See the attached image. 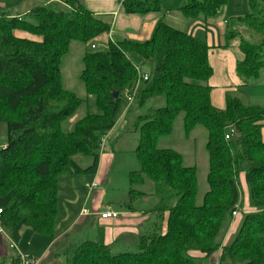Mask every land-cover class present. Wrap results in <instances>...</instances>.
<instances>
[{
  "label": "trees",
  "instance_id": "trees-1",
  "mask_svg": "<svg viewBox=\"0 0 264 264\" xmlns=\"http://www.w3.org/2000/svg\"><path fill=\"white\" fill-rule=\"evenodd\" d=\"M13 1L0 0V125L7 128V141L0 147L1 226L14 231L23 223L35 234L53 238L60 178L97 173L102 142L133 98L142 108L150 102L158 108L137 126L139 170L129 173L127 205L147 198L142 188L151 183L153 213L160 224L166 221V228L156 225L142 235L137 253L115 254L93 240L69 242L66 263L199 264L221 251L219 264H264V108L245 106L230 95L224 110L213 106V48L167 24L163 0H123L126 14L160 20L144 43L109 41L106 52L85 53L80 79L97 113L65 131L82 100L62 86V59L74 42L90 46L107 38L111 25L81 0H67L68 9L46 3L22 16L5 12ZM227 4L188 0L181 11L188 19H212ZM249 7L250 15L232 24L244 25L253 40L239 41L242 59L236 71L243 87L264 76V0H249ZM238 36L233 30L227 34L228 39ZM132 55L150 72H140ZM181 115L186 137L197 128L207 132L208 191L201 202L197 168L186 166L179 152L157 148ZM230 129L236 133L227 141ZM78 157L91 165L81 167ZM237 207L235 218L241 223L225 243ZM195 252L205 258L192 257Z\"/></svg>",
  "mask_w": 264,
  "mask_h": 264
},
{
  "label": "rangeland",
  "instance_id": "rangeland-1",
  "mask_svg": "<svg viewBox=\"0 0 264 264\" xmlns=\"http://www.w3.org/2000/svg\"><path fill=\"white\" fill-rule=\"evenodd\" d=\"M79 4L80 0H76ZM188 0H163V11L165 12L164 21L170 26L189 33L208 44H211L214 49L212 51L210 62L214 69V76L209 82V85L215 91H222L226 86H233L232 90L226 91V94L238 98L245 106H260L264 108V83L256 84L254 86L239 87L236 80L242 81L241 77L236 72V64L242 59V54L239 50L240 37L246 40L253 41L251 35L247 32L244 25H232L237 18H244L250 15L249 0H228V4L218 13L215 18L206 19L200 16L196 20L188 19L184 16L181 8ZM200 1V0H198ZM67 0H14L7 5L6 11L10 15L18 16L25 15L30 9L43 5L46 3H57V8L66 9L65 4ZM68 9V7H67ZM2 11L0 10V15ZM108 22L107 18H101ZM235 31L239 36L235 39H228L229 31ZM108 46L105 44H95L85 46L81 43H72L69 54L62 59L61 74L62 86L65 90L76 94L81 100L82 105L80 109L69 119L67 124L63 127L65 131L72 130L74 125L87 115L97 113L94 98L89 96L80 79L83 70V57L86 52H106ZM133 64L140 68L142 73H149L150 68L142 67L141 63L132 58ZM237 85V86H236ZM236 86V87H234ZM157 102H150L148 106L142 108L135 99L129 103V107L125 110L121 117V122L116 128L114 135L107 144V151L115 156V163L109 176V181L106 185L101 187V190L107 191V202L112 204V209L125 210L126 207L120 205L122 201L128 200L130 184L128 180L129 173L139 170V163L136 157V149L139 143L140 134L137 131V126L140 124V118L145 117L150 113L151 109H156ZM11 117L16 118V114H11ZM7 141L6 125H0V147ZM207 132L204 128H197L190 137H186L183 129L182 115L176 120L173 127V132L170 136L163 137L159 140L158 149H172L183 155L185 165L188 167L197 168L198 177V201L201 202L203 196L208 191L207 175L209 171L208 154L206 152ZM77 163L86 168L91 165V160L78 157ZM61 187L67 184V180H61ZM60 188V220L63 218L66 210L65 200L67 192ZM142 191L148 193L146 202H138V207L147 211L154 204V197L152 196L151 183H149ZM234 218V217H233ZM236 218H234L235 220ZM94 228L91 226L77 227L67 239L68 242L79 244L87 240H95ZM14 242L19 245L18 250L21 249L25 254H38L44 247L45 241H51L52 237L40 236L32 232L23 223L19 224L13 231ZM64 245V244H63ZM66 243L63 247H59L55 252V258L59 264H67L64 256ZM20 252V251H18ZM137 253V248H130L125 251H115L118 253ZM29 257L27 255H23ZM32 258V257H31ZM199 264H206L200 261Z\"/></svg>",
  "mask_w": 264,
  "mask_h": 264
},
{
  "label": "crops",
  "instance_id": "crops-1",
  "mask_svg": "<svg viewBox=\"0 0 264 264\" xmlns=\"http://www.w3.org/2000/svg\"><path fill=\"white\" fill-rule=\"evenodd\" d=\"M81 2L89 11L99 18H107V23L111 25L109 36L100 40L98 44H105L108 46L109 41L113 43L123 41L144 43L151 39L156 25L160 20V17L157 15L142 16L126 14L122 7L123 0H81ZM94 45H92V47H94ZM208 45L214 49L211 44ZM132 58H136V60L141 63V59L137 55H132L131 61ZM235 66L237 67V64ZM137 69L141 72L140 68ZM234 80H236L239 87H243V81L239 79ZM258 83H264V76L258 81L251 83L246 88ZM232 87L233 86H231V88L230 86H226L219 92L215 91L213 88L212 103L215 108L219 110H224L226 108V97L229 95L226 94V91L229 89L232 90ZM121 120L122 119L119 120L115 128L102 142L99 167L95 175H79L60 178L59 200L61 194L60 188H62L61 180H67V184L62 188L67 192L65 200L66 206H64L66 210L64 211L63 218L59 225L56 226L54 237L51 241L44 242V247H42L43 249L38 254H31L28 252L25 254L21 249L18 250L19 245L22 244V240L16 244L14 242L13 231H8L0 226V264H16V260L20 255L32 257L36 259L39 264H59L55 258V251L59 247H63L65 243L67 247L69 245L67 241L69 235L73 233L77 227L83 225L93 227V232L95 234L94 241L111 248L113 253H115V251H125L130 248H137L138 250L142 235L154 230L156 225H160L163 229L166 228V221L160 224L158 217L153 213L155 199L154 204H152L151 208L147 211L138 207V203L133 207H129L127 205L128 200H124L120 207L122 208V206H125L126 209L122 211V209H112V204L108 203L106 200L108 196L106 189H100L108 183L110 173L115 163V156L110 151H107V144L114 135ZM262 136L264 141V129L262 131ZM242 180L243 186L246 188L243 177ZM95 184L97 187H93ZM146 200L147 198L139 202H146ZM84 211H87V213H84ZM106 212L117 213L119 217L112 220L102 219L101 214ZM240 223V217L234 220L226 236L225 243L230 236L237 231ZM12 244L16 246V249H11ZM221 253L222 252L219 251L206 260V264H219ZM191 256L198 259L205 258L204 255L196 252L192 253Z\"/></svg>",
  "mask_w": 264,
  "mask_h": 264
},
{
  "label": "built area",
  "instance_id": "built-area-1",
  "mask_svg": "<svg viewBox=\"0 0 264 264\" xmlns=\"http://www.w3.org/2000/svg\"><path fill=\"white\" fill-rule=\"evenodd\" d=\"M148 77L145 76L144 77V80H147ZM133 98H129V101L132 102ZM235 130L234 129H230V133L226 136V140L229 141L231 136H233L235 134ZM93 187H97V185H93ZM91 187V188H93ZM238 209V212H235L233 213V217H237L238 213H239V207H237ZM84 213H87V211H84ZM0 214H1V211H0ZM119 217V215L117 213H114V212H106V213H102L101 214V218L102 219H105V220H112V219H117ZM1 226V224H0ZM11 249H16V246L14 244L11 245ZM16 264H39V262L34 259V258H31V257H25V256H22L20 255L18 257V259L16 260Z\"/></svg>",
  "mask_w": 264,
  "mask_h": 264
},
{
  "label": "water",
  "instance_id": "water-1",
  "mask_svg": "<svg viewBox=\"0 0 264 264\" xmlns=\"http://www.w3.org/2000/svg\"><path fill=\"white\" fill-rule=\"evenodd\" d=\"M118 95H116V97H117Z\"/></svg>",
  "mask_w": 264,
  "mask_h": 264
},
{
  "label": "bare ground",
  "instance_id": "bare-ground-1",
  "mask_svg": "<svg viewBox=\"0 0 264 264\" xmlns=\"http://www.w3.org/2000/svg\"><path fill=\"white\" fill-rule=\"evenodd\" d=\"M238 211V210H237Z\"/></svg>",
  "mask_w": 264,
  "mask_h": 264
}]
</instances>
